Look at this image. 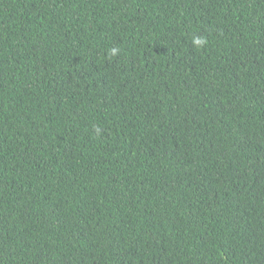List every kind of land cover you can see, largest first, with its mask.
<instances>
[{
    "label": "trees",
    "instance_id": "1",
    "mask_svg": "<svg viewBox=\"0 0 264 264\" xmlns=\"http://www.w3.org/2000/svg\"><path fill=\"white\" fill-rule=\"evenodd\" d=\"M0 264H264V0H0Z\"/></svg>",
    "mask_w": 264,
    "mask_h": 264
},
{
    "label": "clouds",
    "instance_id": "2",
    "mask_svg": "<svg viewBox=\"0 0 264 264\" xmlns=\"http://www.w3.org/2000/svg\"><path fill=\"white\" fill-rule=\"evenodd\" d=\"M195 43H196L197 45H201L202 43H204V41H202V40H200V39H197V40L195 41ZM113 51H115V50H113Z\"/></svg>",
    "mask_w": 264,
    "mask_h": 264
}]
</instances>
